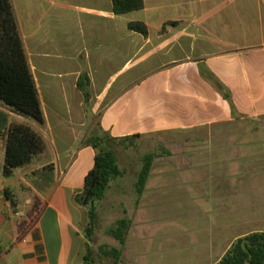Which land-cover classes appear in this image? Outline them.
Returning a JSON list of instances; mask_svg holds the SVG:
<instances>
[{
	"label": "crops",
	"instance_id": "obj_1",
	"mask_svg": "<svg viewBox=\"0 0 264 264\" xmlns=\"http://www.w3.org/2000/svg\"><path fill=\"white\" fill-rule=\"evenodd\" d=\"M10 1L45 124L4 111L39 129L47 151L6 180L0 136V264H86L89 218L76 197L95 165L84 146L95 133L160 137L142 195V160L123 166L115 146L123 175L97 219L106 209L132 220L126 244L216 264L238 239L264 233V0H144L126 15L112 0ZM136 22L147 35L129 29ZM49 165L50 188L39 178Z\"/></svg>",
	"mask_w": 264,
	"mask_h": 264
},
{
	"label": "trees",
	"instance_id": "obj_2",
	"mask_svg": "<svg viewBox=\"0 0 264 264\" xmlns=\"http://www.w3.org/2000/svg\"><path fill=\"white\" fill-rule=\"evenodd\" d=\"M112 2L114 13L117 15L130 14L144 8V0ZM129 29L143 35L148 34L143 23H131ZM77 87L88 103L91 97L89 77L82 76ZM0 105L41 126L45 124L39 90L10 0H0ZM7 124L8 115L0 111V136L5 140L2 176L10 180L19 169L31 165L46 151V142L29 124ZM138 137L140 136L113 138L107 134L95 133L84 142L85 147H92L96 151L94 168L85 179L83 192L76 197V204L87 209L89 218L84 234L87 247L86 264H93L92 242L97 227L98 206L106 198L110 184L123 175L115 146L129 147L134 145V140ZM156 157V154H147L142 158V168L136 183L138 195L145 191ZM39 178L47 182L50 188L55 181L54 165L44 168L39 173ZM6 198L14 208L18 206V200L12 190L6 192ZM132 225V220L122 218L108 230V235L124 247ZM101 251L105 256L116 260L122 255V249L118 248L107 250V246H102ZM216 264H264V233L254 232L238 239Z\"/></svg>",
	"mask_w": 264,
	"mask_h": 264
},
{
	"label": "rangeland",
	"instance_id": "obj_3",
	"mask_svg": "<svg viewBox=\"0 0 264 264\" xmlns=\"http://www.w3.org/2000/svg\"><path fill=\"white\" fill-rule=\"evenodd\" d=\"M160 1L161 0H156V2L158 3H160ZM169 1L174 2L176 0H169ZM4 109L5 108L0 105V111H2L3 113H7L4 111ZM7 115L10 125L18 124L19 122L18 120L12 117L10 118V114ZM96 121H98V119H94V122ZM35 131H37L44 139V136L39 129H35ZM174 138H175L174 136H166V139H162V141L170 142L174 140ZM159 142H160V137H156V136L138 137L134 140V145H129L128 142L127 145H129V147L120 146L118 149L119 151L118 154L121 164L125 167H129L131 165V167L135 169L136 164L140 163V160H142V158L145 155L156 154L154 153V151L157 146L156 144ZM46 151H47V144H46ZM7 191H11V189H7L6 192ZM121 216L123 215L118 213L112 214L109 210L107 211L106 209L102 210V212H100V214L98 215L96 232L92 242L93 264H193L191 262L177 261L176 259H174V253L168 254L170 256L168 255L160 256V258L167 257V259H165L164 261H159L158 259L160 258L158 256L156 257L155 255L156 251L154 244L151 245V247H143L142 245L141 246L133 245L130 242L129 244H126L124 247H122L118 241H116L115 239H113L108 235V230L115 225L116 221ZM102 246H107V250H110L112 248L122 249V255L120 259L116 260L112 257L105 256L101 251ZM146 249H150L148 251V254H145L144 252V250ZM144 258L146 259V261H144Z\"/></svg>",
	"mask_w": 264,
	"mask_h": 264
}]
</instances>
